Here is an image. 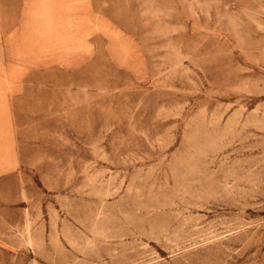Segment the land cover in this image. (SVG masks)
I'll list each match as a JSON object with an SVG mask.
<instances>
[{
    "label": "rangeland",
    "instance_id": "374dc122",
    "mask_svg": "<svg viewBox=\"0 0 264 264\" xmlns=\"http://www.w3.org/2000/svg\"><path fill=\"white\" fill-rule=\"evenodd\" d=\"M0 264H264V0H0Z\"/></svg>",
    "mask_w": 264,
    "mask_h": 264
}]
</instances>
